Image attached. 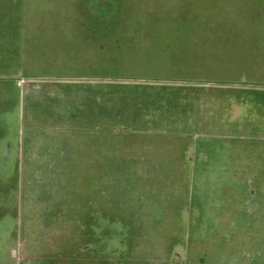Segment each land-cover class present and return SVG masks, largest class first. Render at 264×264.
Listing matches in <instances>:
<instances>
[{"label": "rangeland", "instance_id": "rangeland-1", "mask_svg": "<svg viewBox=\"0 0 264 264\" xmlns=\"http://www.w3.org/2000/svg\"><path fill=\"white\" fill-rule=\"evenodd\" d=\"M263 206L264 0H0V264H264Z\"/></svg>", "mask_w": 264, "mask_h": 264}, {"label": "crops", "instance_id": "crops-1", "mask_svg": "<svg viewBox=\"0 0 264 264\" xmlns=\"http://www.w3.org/2000/svg\"><path fill=\"white\" fill-rule=\"evenodd\" d=\"M229 173L230 174H233V173L236 174L237 172L233 171L231 168L229 170ZM235 191H238V189L236 188ZM176 193H177V191H176ZM176 193L172 194V195L175 196ZM237 194L229 193L228 197L222 201V206H220L221 210L218 212L222 211V213H227V214L231 213L230 217H232V216L237 217L234 219V221H236V222L241 221V219H240L241 214H243L242 216L244 217V220H243L244 222L249 221V220H254V219H252V217L255 216L256 205L250 204L249 200H244V202H242L240 204V200H239ZM223 203H225V204H223ZM240 208H242V210H240ZM185 212L187 213V211H185ZM263 212H264V210L261 211V213H263Z\"/></svg>", "mask_w": 264, "mask_h": 264}]
</instances>
